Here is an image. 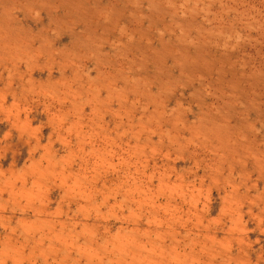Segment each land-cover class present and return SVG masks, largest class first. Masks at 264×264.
<instances>
[{"label":"rangeland","instance_id":"374dc122","mask_svg":"<svg viewBox=\"0 0 264 264\" xmlns=\"http://www.w3.org/2000/svg\"><path fill=\"white\" fill-rule=\"evenodd\" d=\"M0 264H264V0H0Z\"/></svg>","mask_w":264,"mask_h":264},{"label":"bare ground","instance_id":"6f19581e","mask_svg":"<svg viewBox=\"0 0 264 264\" xmlns=\"http://www.w3.org/2000/svg\"><path fill=\"white\" fill-rule=\"evenodd\" d=\"M102 13H103V12H102ZM97 14H98V13H97ZM103 14H104V13H103ZM93 17H94V16H93ZM97 21H98V20H97ZM97 21H96V24H97ZM69 31H70V30H69ZM110 31H111V30H110ZM112 31H113V30H112ZM112 31H111V33H112ZM71 33H73V32H71ZM71 33H70V34H71ZM62 34H63V33H62ZM124 35H125V34H124ZM58 36H59V35H58ZM73 37H74V36H73ZM110 41H111V40H110ZM63 70H64V69H63ZM63 70H62V71H63ZM49 75H50V74H49ZM63 75H64V74H63Z\"/></svg>","mask_w":264,"mask_h":264}]
</instances>
